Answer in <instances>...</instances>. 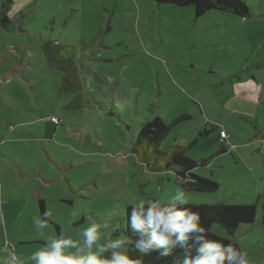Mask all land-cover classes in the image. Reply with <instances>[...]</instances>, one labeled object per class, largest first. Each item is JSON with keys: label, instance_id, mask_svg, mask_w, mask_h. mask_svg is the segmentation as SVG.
Returning <instances> with one entry per match:
<instances>
[{"label": "rangeland", "instance_id": "obj_1", "mask_svg": "<svg viewBox=\"0 0 264 264\" xmlns=\"http://www.w3.org/2000/svg\"><path fill=\"white\" fill-rule=\"evenodd\" d=\"M243 2L250 18L211 10L196 19L192 6L161 0L11 5L18 30L0 32V242L10 255L8 245L25 259L44 245L33 227L41 216L35 197L52 212L57 235L75 239L107 220L113 238L125 236L120 209L129 200L174 189L175 176L148 171L132 152L141 122L189 114L161 150L198 139L187 156L208 161L195 172L220 188L185 190L191 203L255 204L254 222L233 240L250 264H264V156L251 149L264 102L248 98L255 87L264 98V0ZM47 40L78 48L80 89L61 90L63 72L47 62ZM212 126L232 136L226 153ZM204 129L209 134L199 136ZM212 232L230 238L219 224Z\"/></svg>", "mask_w": 264, "mask_h": 264}, {"label": "clouds", "instance_id": "obj_2", "mask_svg": "<svg viewBox=\"0 0 264 264\" xmlns=\"http://www.w3.org/2000/svg\"><path fill=\"white\" fill-rule=\"evenodd\" d=\"M162 175L175 176L170 195L129 200L123 230L130 234L113 238V227L105 220L92 223L77 233V238L50 230L51 211L33 218L35 236L44 245L26 259L19 255L0 256V264H144L145 257L155 254L157 261L171 259V264H247L244 254L231 243L210 237L199 212L189 206L190 197L182 187L192 183L186 173L172 170ZM180 249L184 258L176 259ZM108 255H105V254Z\"/></svg>", "mask_w": 264, "mask_h": 264}, {"label": "trees", "instance_id": "obj_3", "mask_svg": "<svg viewBox=\"0 0 264 264\" xmlns=\"http://www.w3.org/2000/svg\"><path fill=\"white\" fill-rule=\"evenodd\" d=\"M163 3L172 4L180 7L192 6L194 8V16L196 19L202 17L211 10H219L229 14H234L242 18H250L252 11L243 0H161ZM14 0H1L0 6V32L18 30V22L9 16V10ZM23 17V16H21ZM19 31L22 32L21 29ZM47 62L59 68L63 72L64 83L61 90L80 89L81 86L77 74L78 61L80 53L75 45H63L54 40H47L43 46ZM82 59H86L82 56ZM189 114H181L167 122L160 116L141 122L140 130L135 138L132 146V152L138 161L144 164L145 168L150 172H165L167 170L174 171L179 176H185L187 173L192 183L183 185L187 191L198 193H214L220 188L219 182L211 177L198 175L195 170L200 166H205L208 161L194 160L187 156V152L194 146L198 139L187 144L175 141L168 150H161L162 143L168 138L171 131L180 123L190 120ZM213 130H220V127L212 126ZM258 131L253 135L252 139L264 141V124L257 123ZM209 131L204 129L199 136L208 135ZM225 144L222 143L219 153H226ZM175 181V178H174ZM38 206L40 215L46 211V205L43 198L39 197ZM192 210L199 212L202 223L210 237L219 240L225 244L231 243L235 248L242 252L241 247L233 238L237 231L247 224H252L255 220L257 207L255 204H229L224 201H218L213 204H193L189 205ZM127 210V207L125 208ZM126 219V217H125ZM51 223V220L49 221ZM214 224L221 225L230 238L222 237L212 232ZM58 229L59 227L56 226ZM123 233L130 235L123 230ZM243 253V252H242ZM176 259L184 258L183 251L177 249L174 252ZM144 259V264H165L164 261H157L155 254ZM168 264L171 259L166 258ZM246 259V258H245ZM247 264H250L246 259Z\"/></svg>", "mask_w": 264, "mask_h": 264}, {"label": "crops", "instance_id": "obj_4", "mask_svg": "<svg viewBox=\"0 0 264 264\" xmlns=\"http://www.w3.org/2000/svg\"><path fill=\"white\" fill-rule=\"evenodd\" d=\"M18 0H14V3L17 2ZM2 79H4V76L1 77ZM253 86V85H252ZM256 91L254 93L253 96H248V98H252V99H255V100H252V101H257V102H264V98H263V95H262V88H259V87H255ZM258 92V93H257ZM260 92V93H259ZM0 96H1V92H0ZM3 96V95H2ZM1 99V97H0ZM2 101V99L0 100V102ZM256 121V120H255ZM257 123H261L259 121H256V125ZM256 128V127H255ZM257 131H258V128H257ZM0 133H1V127H0ZM257 133V132H256ZM219 139V138H218ZM231 139H232V136L230 138V140L225 143L228 144L229 146H232L233 143H231ZM243 141H246V140H243ZM253 141V140H251ZM175 142V141H174ZM221 143V142H220ZM253 144H251V149H256V152L258 151H262L263 152V156H264V141L263 140H255L254 142H252ZM222 145V143H221ZM235 146V145H234ZM161 148H162V145H161ZM225 150H226V146H225ZM231 152V151H230ZM232 154V153H231ZM264 171V168L263 170ZM37 200L39 197H35ZM217 201V200H215ZM8 247L11 249V253L12 255H15L14 253V248H11L10 245H8ZM0 256H10V254L6 251V249L3 247V244H1L0 242Z\"/></svg>", "mask_w": 264, "mask_h": 264}, {"label": "built area", "instance_id": "obj_5", "mask_svg": "<svg viewBox=\"0 0 264 264\" xmlns=\"http://www.w3.org/2000/svg\"><path fill=\"white\" fill-rule=\"evenodd\" d=\"M53 122H58L56 118L51 119ZM231 138V135L223 128L219 130V141L223 144L227 143Z\"/></svg>", "mask_w": 264, "mask_h": 264}]
</instances>
